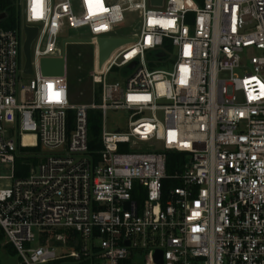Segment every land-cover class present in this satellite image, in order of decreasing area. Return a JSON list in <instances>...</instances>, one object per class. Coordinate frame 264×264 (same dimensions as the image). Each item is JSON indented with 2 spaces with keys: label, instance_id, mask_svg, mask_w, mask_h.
I'll return each mask as SVG.
<instances>
[{
  "label": "built area",
  "instance_id": "2783aa9c",
  "mask_svg": "<svg viewBox=\"0 0 264 264\" xmlns=\"http://www.w3.org/2000/svg\"><path fill=\"white\" fill-rule=\"evenodd\" d=\"M19 6L21 26L0 28V162L11 171L0 176V228L23 264H264V0ZM128 22L134 33L118 35ZM24 24L38 28L29 85L20 83ZM83 29L95 47L93 99L76 104L66 47L84 39L63 36ZM101 39L131 41L99 70ZM248 50L257 54L246 63ZM63 55L65 75L45 76L42 60ZM115 69L122 84L109 82ZM110 111L127 115L125 131L108 130ZM39 145L53 154L16 178L21 150ZM169 153L186 156L171 174Z\"/></svg>",
  "mask_w": 264,
  "mask_h": 264
},
{
  "label": "rangeland",
  "instance_id": "374dc122",
  "mask_svg": "<svg viewBox=\"0 0 264 264\" xmlns=\"http://www.w3.org/2000/svg\"><path fill=\"white\" fill-rule=\"evenodd\" d=\"M15 16H18L19 20L17 23V27H19L23 22V10L22 7L19 6V0H16L15 3ZM127 19L132 20L136 19L135 15H127ZM126 26H122L118 35L120 36H131L134 33V30L129 24ZM11 24V19L6 18L0 22V28L9 29ZM63 38H76V39H89V33L87 30H67L63 36ZM95 47L92 44H70L66 47V55H67V68H68V81L70 84V92H71V100L73 103H88L93 99V84L91 82L90 73L93 68V60H95ZM257 53L254 50L246 51L244 55V62H248L253 56ZM174 55V54H173ZM172 55V56H173ZM23 53L21 57V69H23ZM161 67V66H159ZM101 70V69H99ZM32 77L25 76L23 74L20 75V83L22 85H29ZM124 78L120 70L115 69L113 74L109 77L110 83H123ZM100 103V101H98ZM99 112V122H100V131L102 133L104 118L102 113ZM145 115L150 116L151 113L147 112ZM127 125V115L123 111H110L107 117V127L109 131H117L120 127L121 131H125ZM43 154L51 155L52 152L43 151ZM186 157V156H185ZM189 158V157H188ZM11 174L10 167L2 164L0 162V176H8ZM143 200V198H141ZM141 200V202H142ZM72 230L59 229L57 233H63L68 235V233ZM54 237V233L48 235V237ZM45 239L43 235L42 240ZM54 239V238H53ZM53 240H51L52 242ZM6 243H4V246ZM78 250L73 247H61V251H71ZM0 262L2 264H23L22 259L18 255L11 254L5 247L0 251Z\"/></svg>",
  "mask_w": 264,
  "mask_h": 264
},
{
  "label": "trees",
  "instance_id": "16d2710c",
  "mask_svg": "<svg viewBox=\"0 0 264 264\" xmlns=\"http://www.w3.org/2000/svg\"><path fill=\"white\" fill-rule=\"evenodd\" d=\"M16 0H0V14L6 13L7 18L10 17L11 24L9 29H16L18 23V16H15V5ZM104 67V66H103ZM102 67V69H103ZM74 117L75 114L73 111H70L68 113V123L69 128L72 129L74 124ZM89 135H90V149L91 151L97 152L102 149V143H101V131H100V122H99V112L91 111L89 113ZM33 137L26 136L25 137V143L32 144L33 143ZM23 153L20 154L16 159L15 164V175L16 178H24L27 177L30 173V170L33 166L38 165L40 162V158L38 155L42 153V148L39 145L36 148H24L21 150ZM185 161V154L180 153H169L168 154V172L171 174L176 169L181 168L182 164ZM176 186V183L174 182H165V188ZM78 234H76L74 231H70L67 235L68 239H72L73 237H77ZM4 243H6V236L4 231L0 228V251L5 247L11 254L17 255L16 251L10 244H6L4 246ZM0 264H2L0 262Z\"/></svg>",
  "mask_w": 264,
  "mask_h": 264
},
{
  "label": "water",
  "instance_id": "95a60500",
  "mask_svg": "<svg viewBox=\"0 0 264 264\" xmlns=\"http://www.w3.org/2000/svg\"><path fill=\"white\" fill-rule=\"evenodd\" d=\"M164 0H152V5L162 6ZM7 18L6 13L0 14V22ZM140 26L138 25L136 29L138 30ZM24 44H23V57H24V68L23 74L25 76L33 75V65H32V45L38 35V28L33 26H28L24 24ZM131 40L125 39H101L98 42V67L102 69L105 63L109 60L111 55L120 47L127 44ZM87 40H73V44H85L88 43ZM42 70L45 76H64L65 75V55L62 58L57 59H44L42 60Z\"/></svg>",
  "mask_w": 264,
  "mask_h": 264
},
{
  "label": "snow or ice",
  "instance_id": "6c2138e0",
  "mask_svg": "<svg viewBox=\"0 0 264 264\" xmlns=\"http://www.w3.org/2000/svg\"><path fill=\"white\" fill-rule=\"evenodd\" d=\"M262 87H264V85H262ZM57 96L59 95V94H56Z\"/></svg>",
  "mask_w": 264,
  "mask_h": 264
}]
</instances>
